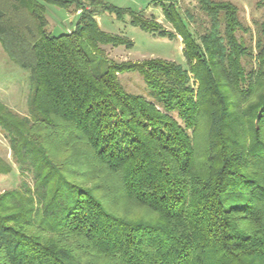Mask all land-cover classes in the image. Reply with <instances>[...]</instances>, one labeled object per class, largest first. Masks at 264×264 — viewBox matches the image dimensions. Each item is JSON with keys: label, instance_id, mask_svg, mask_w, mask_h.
<instances>
[{"label": "trees", "instance_id": "obj_1", "mask_svg": "<svg viewBox=\"0 0 264 264\" xmlns=\"http://www.w3.org/2000/svg\"><path fill=\"white\" fill-rule=\"evenodd\" d=\"M196 3L201 32L163 9L185 66L105 59L99 71L100 45H132L96 16L124 10L0 0V46L30 86L26 115L0 105V129L32 181L0 194V264H264V18L248 43L236 5ZM45 4L73 6L74 29L52 35ZM126 71L151 100L122 88ZM10 171L0 158V174Z\"/></svg>", "mask_w": 264, "mask_h": 264}, {"label": "rangeland", "instance_id": "obj_2", "mask_svg": "<svg viewBox=\"0 0 264 264\" xmlns=\"http://www.w3.org/2000/svg\"><path fill=\"white\" fill-rule=\"evenodd\" d=\"M86 2L90 0H84ZM125 11L121 18L109 12H99L96 20L100 30L108 35L117 36L131 43V47L124 45L113 46L100 45L102 57L93 61L94 69L100 66L104 68L103 60L121 62H141L145 59L159 58L185 66L181 37L177 34L174 26L169 22L163 9L169 10L173 15L181 18L182 24L191 32H201V26L206 27V19L199 11L196 0H98ZM236 5L240 11V17L244 24L252 30V35L245 34L243 37L249 43L255 35V21L264 18V0H223ZM47 30L52 35L68 33L75 27L79 12L73 6L69 8L45 4ZM185 11L194 16V22L188 23ZM130 13L138 18L153 21L164 30L175 36H162L157 31L146 32L139 27L133 26L130 21ZM28 71L14 64L0 46V105L6 106L18 115L27 114V98L30 90ZM122 88L133 94H139L151 100V95L145 86L141 75L137 71H126L118 74ZM0 158L8 163L11 171L0 174V194L18 190L23 191V184L32 186L28 175L20 174L18 166L10 152L8 137L0 129Z\"/></svg>", "mask_w": 264, "mask_h": 264}]
</instances>
